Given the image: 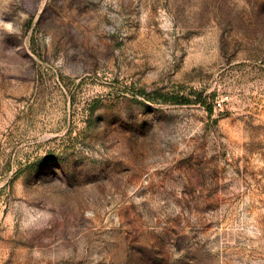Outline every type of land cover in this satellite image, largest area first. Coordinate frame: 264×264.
I'll list each match as a JSON object with an SVG mask.
<instances>
[{"label": "rangeland", "instance_id": "rangeland-1", "mask_svg": "<svg viewBox=\"0 0 264 264\" xmlns=\"http://www.w3.org/2000/svg\"><path fill=\"white\" fill-rule=\"evenodd\" d=\"M0 264H264V0H0Z\"/></svg>", "mask_w": 264, "mask_h": 264}, {"label": "trees", "instance_id": "trees-1", "mask_svg": "<svg viewBox=\"0 0 264 264\" xmlns=\"http://www.w3.org/2000/svg\"><path fill=\"white\" fill-rule=\"evenodd\" d=\"M147 95V92H144ZM160 97H163L168 103L176 104V105H191L193 103L200 104L205 108V110L209 113H213V106L212 104H208L207 97H204L203 92L196 93L195 100H192L189 97L181 96L179 94H169V95H163L160 94Z\"/></svg>", "mask_w": 264, "mask_h": 264}, {"label": "built area", "instance_id": "built-area-1", "mask_svg": "<svg viewBox=\"0 0 264 264\" xmlns=\"http://www.w3.org/2000/svg\"><path fill=\"white\" fill-rule=\"evenodd\" d=\"M217 106L220 107L221 106V103H218Z\"/></svg>", "mask_w": 264, "mask_h": 264}]
</instances>
